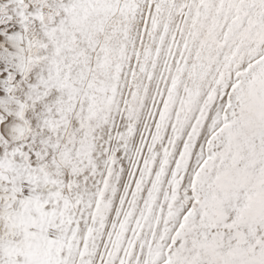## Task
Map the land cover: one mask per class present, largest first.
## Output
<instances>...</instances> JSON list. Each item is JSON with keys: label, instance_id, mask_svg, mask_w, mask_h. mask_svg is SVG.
Wrapping results in <instances>:
<instances>
[{"label": "snow or ice", "instance_id": "1", "mask_svg": "<svg viewBox=\"0 0 264 264\" xmlns=\"http://www.w3.org/2000/svg\"><path fill=\"white\" fill-rule=\"evenodd\" d=\"M0 264H264V0H0Z\"/></svg>", "mask_w": 264, "mask_h": 264}]
</instances>
